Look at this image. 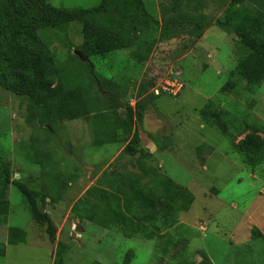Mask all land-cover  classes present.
Listing matches in <instances>:
<instances>
[{"label": "rangeland", "instance_id": "374dc122", "mask_svg": "<svg viewBox=\"0 0 264 264\" xmlns=\"http://www.w3.org/2000/svg\"><path fill=\"white\" fill-rule=\"evenodd\" d=\"M143 1L160 21L159 27L137 26L138 44L153 45L147 63L137 62L129 51L91 58L94 74L117 82V87L94 85L86 62L76 55L83 42L80 22H71L59 34L41 32L56 54L61 74L73 85H92L99 105L95 119L57 122L52 128L32 131L25 120L27 99L0 87V157L12 163L14 177L22 176L56 228V241L51 242L23 194L11 186L9 214L0 226V243L6 248L0 264H57L59 243L63 264H178L173 257L189 264L206 258L204 264H264V237L254 234L264 236V161L251 168L232 147L247 125H264V82L249 90L246 81L231 76L244 52L229 28L217 24L226 19L231 0H191L174 11V0ZM49 2L76 9L96 7L101 0ZM243 3L251 11L264 13V4L261 8L256 0ZM182 15L195 19L199 27L187 25L188 30L167 41L161 25L174 17L179 21ZM143 82L147 92L140 95ZM228 82L232 85L227 86ZM167 83L170 90L165 91ZM225 87L226 93L221 91ZM156 89L163 95L158 97ZM150 95L154 105L141 110L137 102ZM209 100L229 112L228 134L202 122L199 110ZM128 122L124 131L120 125ZM81 124L83 129H75ZM133 128H137V140ZM110 132L112 137L107 136ZM33 133L39 153L53 157L54 174L65 175L66 185L61 179L62 186L54 184V192L46 190L41 167L32 159L34 147L28 141ZM127 145L134 149L133 155L124 151ZM165 149L170 152L164 153ZM144 166L147 177L140 172ZM153 171L165 172L192 192L195 201L190 209L178 211L174 226L153 239L140 234L126 237L119 227L104 226L113 203L102 194H116L122 180L130 176L147 182ZM58 177L54 176V183ZM89 188L91 192L85 194ZM79 199L85 200L73 210ZM12 227L23 230L24 243L19 235L11 236L16 244L9 242ZM128 251H133V257L125 263ZM165 252L169 255L164 256Z\"/></svg>", "mask_w": 264, "mask_h": 264}, {"label": "trees", "instance_id": "16d2710c", "mask_svg": "<svg viewBox=\"0 0 264 264\" xmlns=\"http://www.w3.org/2000/svg\"><path fill=\"white\" fill-rule=\"evenodd\" d=\"M243 1L246 0H231L229 4L231 8L225 14L226 19L219 20L217 24L229 28V32L240 40V49L244 52V56L231 71V76L243 79L246 81V87L252 90L264 82V13L261 10H258V13L251 11L249 5L247 3L245 5ZM256 1L262 8L264 0ZM182 2L189 4L191 0H174L173 11ZM114 13H117L116 17H113ZM180 17L179 21L174 17L172 20H166L164 26L161 25L160 31L167 41L175 40L176 35L185 32L187 25L199 27V23L188 15ZM73 21L80 22L82 26L83 42L76 48V55L86 62L92 75V83L96 86L106 85L108 88L117 87V82L94 74L95 65L91 58H104L115 51H129L137 62L145 63L153 53V45L138 44L139 38L135 36L137 26L139 24L148 26L151 23L158 27L160 25L156 15L149 13L143 0H101L96 7L76 9L56 7L49 0H0V87L13 95L27 99L25 120L32 131L37 127L52 128L57 122L79 119L90 121L99 115L97 111L99 105L90 90L92 85L89 87L81 84L73 85L74 82L69 77L61 74L57 67L55 52L49 42L41 36L42 31L53 34L66 31L67 26ZM76 55L74 56L78 58ZM231 83L228 82L227 86L232 85ZM141 87L140 95L147 92L145 82ZM221 90L225 92L228 89L225 87ZM150 98L153 96L150 95L147 100L137 102L141 110L153 106L154 100ZM200 113L207 123L217 126L224 134L229 133L227 110L219 108L210 101ZM117 120L120 122V119ZM133 120L137 121V117L134 116ZM128 124L129 122L120 126L127 131L125 127L129 128ZM136 132L137 128H133L132 135ZM243 134H245L243 139L239 142H236L237 139L234 141L233 150L243 156L247 166L254 168L261 165L264 161V125H247L240 131L239 136ZM107 136L112 137L113 133L110 132ZM129 136L130 134L123 139ZM135 137L137 140L138 135L136 134ZM28 144L34 147L35 154L32 155V159L41 167L46 190L54 192L55 185L62 186L61 179L64 181L65 175L54 174L53 157L39 153V145L34 133ZM128 145L124 151L130 154L135 152ZM13 172L12 163L0 157V226L6 223L9 214L10 188L16 186L28 202L35 221L46 227L50 241L55 242L56 228L53 219L40 208L41 201L21 180L22 176L17 179ZM140 172L143 177H147L145 166ZM54 176H59L56 183L53 182ZM121 183L122 186L116 188V194L106 191L102 194V198H108L113 203V206L108 208V217L104 221V226L119 227L118 229L126 237L140 234L145 238L153 239L160 235L159 232L162 230L167 231L174 226L177 212L189 210L195 201L194 195L187 187L175 182L163 171H153L147 182H142L141 178L134 175L126 181L122 180ZM64 185H66L65 181ZM91 190L92 188L87 189L85 194H89ZM84 200L79 199L73 210H77L76 208ZM21 230L12 227L9 231L11 244H16L11 240L13 235H19L22 239L19 242L26 241V235ZM254 234L264 237L261 233ZM61 248L62 244L59 243L57 264H63ZM5 253V245L0 243V256H4ZM132 253L133 251L126 253L125 263L131 261ZM170 253L174 254L172 251ZM167 255L169 254L165 252L164 256ZM172 259L178 261V264H189L179 257ZM204 261H200L201 264H204Z\"/></svg>", "mask_w": 264, "mask_h": 264}, {"label": "crops", "instance_id": "0c3cea01", "mask_svg": "<svg viewBox=\"0 0 264 264\" xmlns=\"http://www.w3.org/2000/svg\"><path fill=\"white\" fill-rule=\"evenodd\" d=\"M148 60H149V59H148ZM148 60H147V61H148ZM147 61H146L145 63H147ZM180 70H181V71L179 72L178 75L183 74V70H182V69H180ZM180 76H181V75H180ZM180 78H181V77H180ZM184 85H185V83H184ZM221 91H222V90H221ZM222 92H223V91H222ZM225 93H226V92H225ZM162 95H163V94H162ZM162 95H159V96H162ZM159 96H158V97H159ZM210 101H211V100H209L208 102H210ZM208 102H207V103H208ZM207 103H206V104H207ZM152 104H153V103H152ZM206 104H205V105H206ZM215 104H216V103H215ZM153 105H154V104H153ZM205 105H204V106H205ZM216 105H217V104H216ZM204 106H203V107H204ZM217 106H218L219 108L223 109V107H221V106H219V105H217ZM203 107H202V108H203ZM202 108H201V109H202ZM201 109L199 110V114H200V117H201L202 122H203L204 124H206V125H209V126H215V125H210L209 123H207V122L203 119V117L201 116V113H200V112H201ZM224 110H225V109H224ZM158 112L161 114V112H160L159 110H158ZM79 126H80V127H78V125H77V127H76L75 129H83V128H84V125H82V124L79 125ZM170 126H171V125H170ZM82 127H83V128H82ZM215 127H217V126H215ZM217 128H218V127H217ZM218 129H219V128H218ZM219 130H220V129H219ZM229 131H230V127H229ZM221 132H222V131H221ZM222 133H223V132H222ZM189 134H194V133L191 132V131L189 130ZM223 134H224V133H223ZM172 136L175 138V133H173ZM244 137H245V134H243L242 136H239V135H238V136H237V140H236V142H239V140L243 139ZM232 146H233V145H232ZM196 148L199 150L200 145L196 146ZM212 150H213V149H211V151H212ZM169 152H170V150H168V149H165V150H164V153H169ZM153 154L156 156V153H155V152H153ZM50 155H51V154H50ZM158 166H159V168L162 167L161 164H158ZM162 234H164V233H162Z\"/></svg>", "mask_w": 264, "mask_h": 264}, {"label": "clouds", "instance_id": "9594fccd", "mask_svg": "<svg viewBox=\"0 0 264 264\" xmlns=\"http://www.w3.org/2000/svg\"><path fill=\"white\" fill-rule=\"evenodd\" d=\"M165 87H166V85H165ZM165 87H164V90H165ZM157 91H158V93H157ZM165 91H168V90H165ZM155 93L157 94V96L161 95V91H159V89H156Z\"/></svg>", "mask_w": 264, "mask_h": 264}, {"label": "built area", "instance_id": "2783aa9c", "mask_svg": "<svg viewBox=\"0 0 264 264\" xmlns=\"http://www.w3.org/2000/svg\"><path fill=\"white\" fill-rule=\"evenodd\" d=\"M167 86L168 87H165V90H170V88H169V84L167 83ZM172 88V87H171ZM157 93H158V91H157Z\"/></svg>", "mask_w": 264, "mask_h": 264}]
</instances>
